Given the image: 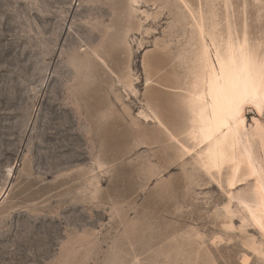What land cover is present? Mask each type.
<instances>
[{"label": "rangeland", "instance_id": "1", "mask_svg": "<svg viewBox=\"0 0 264 264\" xmlns=\"http://www.w3.org/2000/svg\"><path fill=\"white\" fill-rule=\"evenodd\" d=\"M261 1H247V16L250 35L264 45ZM233 2L238 6L241 0ZM171 3L140 2L133 10L130 0H0V194L8 190L0 201V264H264L243 246L253 236L264 248V238L252 225L241 228V212L233 220L235 233L224 229L225 193L209 187V180L189 179L176 157L172 166H161L156 157L161 148L141 143L142 134L132 128V119L149 113L144 60L165 63L168 72L180 58L185 38L167 15ZM101 7L109 14L99 12ZM145 10H162L160 23L149 25ZM99 21L114 30L102 64L106 72L83 61L72 65L81 78L88 71L107 86L90 94L94 105L106 106L109 120L127 118L97 128L91 141L87 124L68 128L65 117L53 114L73 106L57 93L59 63L78 47L90 51L97 45L75 23ZM129 29L126 42H116ZM116 45L124 47L123 61L114 55ZM149 67L155 79V64ZM78 70L63 83H74ZM246 114L249 123L257 115L252 108ZM260 119L264 124V116ZM53 124L60 130L58 148L46 136Z\"/></svg>", "mask_w": 264, "mask_h": 264}, {"label": "bare ground", "instance_id": "2", "mask_svg": "<svg viewBox=\"0 0 264 264\" xmlns=\"http://www.w3.org/2000/svg\"><path fill=\"white\" fill-rule=\"evenodd\" d=\"M130 1L133 10L140 2L142 6L148 2H152L153 5H156L158 1L160 5L168 3V0ZM171 1L173 6L169 8V14L167 12L166 14L174 17L179 30L183 28L185 38L182 47L178 48L180 58L178 64H173L168 68L170 69L168 72L164 71L168 67L165 63L161 64L155 60L147 63L144 60L147 73V92L144 94V99L149 113H146L142 120L132 119L136 125L132 128L135 132L142 134L141 143H152L161 148L163 153L156 154L161 166L167 167V164L172 166V159L176 157L181 160L189 179L209 180V187L217 186L225 193L229 198L223 209L224 219H227V221L224 220L225 223L223 222L225 230L235 233L237 227L233 220L238 212H241L239 216L241 228L252 225L264 238V124L260 119L262 115L260 101L241 103L238 118L232 120L225 118L228 105L223 98L219 100L214 110L211 97L213 79L219 75L221 64L245 74L251 71L256 77L254 94L258 98L264 97V79H262L264 77V45L260 38H252L250 35L247 16L248 0H241L238 6L233 0ZM256 1L262 2L261 0ZM157 7L158 5L155 6ZM97 10L109 14L108 7L97 8ZM144 14L149 25L157 24L160 23L157 18L162 15V10L155 11V13L145 10ZM151 16L153 19H150ZM140 27L141 24L137 29ZM131 29L117 37L116 42H126ZM75 30L78 33L84 32L88 39L97 41V45L93 46L90 51L79 49L75 45L77 51L68 55L67 60L59 63L61 65L57 77L61 86H58L60 88V91H57L58 96L65 94L70 104L75 107H68V104L67 108L53 106L55 108L53 119L65 117L68 128L76 124H87L92 130V136H89L87 140L92 141L95 139L97 128L106 123L119 125L127 117L123 114L109 120L106 111H103L106 106L94 105L93 95L90 94L96 87L101 86L106 90L107 86L100 78V84H98L96 75L88 71L85 77L81 78V70L72 64H78L81 61L84 64H97L100 71L106 72L102 64H107L106 59L110 55L108 48L114 30L112 25H105L102 21L92 25L75 23ZM71 40L78 42L74 37ZM142 46L143 43H141ZM113 52L120 61L125 59L123 57V53H126L124 47L116 45ZM64 55L66 54L59 55V60ZM149 64H155L156 72L153 73L157 75L155 79H152L154 76L151 77V73L149 74ZM77 70L78 78L74 83L71 85L63 83L67 73L72 74ZM79 84L81 89L78 88ZM129 84L131 85L132 81L129 80ZM80 90H82L81 93H79ZM151 91H155L156 94H152ZM243 91V81L240 80L238 92ZM110 100L117 104L112 96ZM248 108H252L257 114L252 117L251 123L246 114ZM50 119L53 120L52 117ZM143 123H145L144 126ZM150 123L153 125L152 133L147 131L150 129ZM53 130L46 136L48 140L55 139L54 146L58 148L61 140L60 130L56 127ZM148 134L152 135L148 136ZM7 191L0 194V201ZM234 202L238 203L236 208L233 207ZM221 217H218L220 221H222ZM243 246H246L245 248L257 257L264 259L263 243H259L255 237L249 236ZM249 258L246 254L245 263L249 261Z\"/></svg>", "mask_w": 264, "mask_h": 264}, {"label": "snow or ice", "instance_id": "3", "mask_svg": "<svg viewBox=\"0 0 264 264\" xmlns=\"http://www.w3.org/2000/svg\"><path fill=\"white\" fill-rule=\"evenodd\" d=\"M240 80L243 81L244 85V91L242 93L238 92V82ZM255 81L256 77L251 71L245 74L234 71L231 68H227L224 64H221L219 75L214 77L212 84L211 97L213 99V109L215 110L217 103L223 98L228 105V112L225 118L235 120L238 118L241 103L259 100L260 111L262 116H264V97L258 98L255 96Z\"/></svg>", "mask_w": 264, "mask_h": 264}]
</instances>
